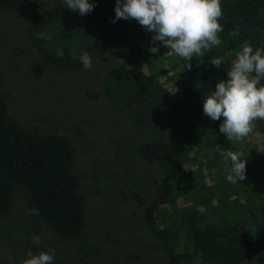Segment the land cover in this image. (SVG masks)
Listing matches in <instances>:
<instances>
[{
  "label": "rangeland",
  "instance_id": "rangeland-1",
  "mask_svg": "<svg viewBox=\"0 0 264 264\" xmlns=\"http://www.w3.org/2000/svg\"><path fill=\"white\" fill-rule=\"evenodd\" d=\"M41 1L59 0H31L23 11L0 10V94H4L11 116L22 124L51 127L73 139L75 168L82 176L86 227L77 241L57 240L43 225L33 223L26 196L16 190L9 208L0 214V264H22L27 258L26 247L37 244L33 236H39L41 243H52L60 255L67 257V264H109L110 256H118L122 259L117 261L127 264H165L158 250H147L153 237L142 224L141 210L126 193L137 189L151 198L163 172L157 164L142 161L131 145L145 139L175 140L192 126L196 139L175 184L176 204L160 209L159 224L183 232L184 215L190 211L196 212L200 222L229 218L232 223L238 216L249 224L236 205L241 202L240 186L226 180L225 162L214 154L201 133L200 127L207 120L181 112L176 106V78L186 68L180 65L171 69L178 61L172 50L157 43L159 54L153 55L148 51L153 46V33L145 31L135 19H119L112 22V35L105 48L91 56L90 69L70 73L45 70L26 37L29 22L43 9ZM89 1L110 2L112 19L115 17V0ZM210 61L202 63L196 78L202 92L215 89L212 79L217 68ZM223 61L221 70L225 71L229 63L226 58ZM120 64L171 70L134 109L101 94H87L99 93L106 71ZM204 75L208 81H204ZM134 110L144 114L142 123L132 116ZM235 144L262 149L261 140L250 136ZM256 247L243 264H261L259 245Z\"/></svg>",
  "mask_w": 264,
  "mask_h": 264
},
{
  "label": "trees",
  "instance_id": "trees-1",
  "mask_svg": "<svg viewBox=\"0 0 264 264\" xmlns=\"http://www.w3.org/2000/svg\"><path fill=\"white\" fill-rule=\"evenodd\" d=\"M30 2L0 0V10L23 11ZM89 2L94 4L93 10L80 16L78 11L65 7L63 0L54 3L41 1L43 9L29 22L26 37L45 70L80 72L84 70L79 61L83 52L92 56L105 48L113 29L112 4L108 1ZM221 6L222 18L218 23L223 26V31L218 37L222 43L205 51L203 56L194 54L191 68H186L185 73L176 78V106L181 112L201 115L207 120L200 130L215 155L224 161L219 146L246 160V179L237 183L241 202L237 201L236 205L250 223L238 216L232 223L229 218L200 222L196 212L190 211L184 215L183 232L172 225L159 224L160 209L176 204L175 184L184 172L196 131L192 126L190 131L175 140L133 142L131 150L145 163L157 164L163 172L151 198L137 189H129L126 193L141 210L142 224L153 237L147 250H158L165 264H243L257 249L256 244L259 245V262L264 264V120L256 121L255 131L249 134L253 140H261V150L256 145L250 149L229 141L219 132L223 118L212 121L203 114V97L215 89L202 92L196 84L201 65L206 60L222 57L229 63L225 71L221 66L213 70L212 80L216 84L227 79V70L231 69L237 53L242 52L244 46L264 47V0H221ZM236 29L239 34L230 35ZM177 58L171 69L183 65L182 58ZM170 70L130 68L124 64L113 66L106 71L99 93L87 94L91 97L101 94L134 109L159 87L160 77ZM203 79L208 81L205 75ZM132 116L143 122L144 114L140 111L134 110ZM75 162L76 146L70 136L51 127L22 124L11 116L6 98L0 94V214L9 208L14 192L19 190L26 196L29 214L31 209L39 211L38 215L30 214L33 223L43 225L59 241H77L86 227V212L81 195L82 176L76 171ZM229 166L230 162L225 163V168ZM121 194H125L124 190ZM26 248L33 254L53 249L52 264H67V257L60 255L52 243L40 242ZM117 258L120 259L110 256L109 264H127Z\"/></svg>",
  "mask_w": 264,
  "mask_h": 264
},
{
  "label": "clouds",
  "instance_id": "clouds-1",
  "mask_svg": "<svg viewBox=\"0 0 264 264\" xmlns=\"http://www.w3.org/2000/svg\"><path fill=\"white\" fill-rule=\"evenodd\" d=\"M64 6L71 11H78L85 16L94 8L89 0H63ZM115 17L135 19L145 31L153 33L148 49L153 55L159 54L157 42L183 60V68H191V59L195 55L203 56L213 46L222 41L218 33L223 26L218 23L222 18L221 0H115ZM236 29L230 35H238ZM85 70L92 67V57L85 51L79 57ZM211 64L217 69L224 63L223 58L212 59ZM264 47L253 48L246 45L237 53L236 60L227 79L215 85V91L203 97V114L212 121L223 118L219 132L229 141L240 142L253 133L256 121L264 120ZM220 156L230 166L225 168L226 180L238 183L246 179V160L231 150L217 146ZM207 169L204 170L207 174ZM30 214H39L38 209H31ZM34 243L41 238L33 236ZM27 258L22 264H52L55 256L53 249L33 254L26 252Z\"/></svg>",
  "mask_w": 264,
  "mask_h": 264
}]
</instances>
